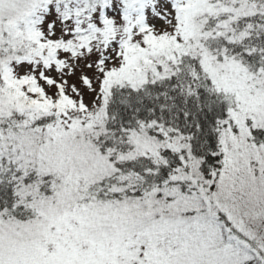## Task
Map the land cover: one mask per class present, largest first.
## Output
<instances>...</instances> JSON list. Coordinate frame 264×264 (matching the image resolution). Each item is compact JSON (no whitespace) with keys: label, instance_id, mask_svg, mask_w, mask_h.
Masks as SVG:
<instances>
[{"label":"snow or ice","instance_id":"6c2138e0","mask_svg":"<svg viewBox=\"0 0 264 264\" xmlns=\"http://www.w3.org/2000/svg\"><path fill=\"white\" fill-rule=\"evenodd\" d=\"M0 264H264V0H0Z\"/></svg>","mask_w":264,"mask_h":264}]
</instances>
